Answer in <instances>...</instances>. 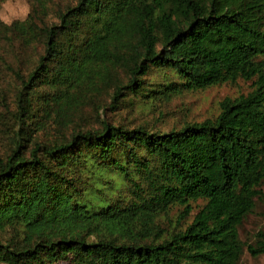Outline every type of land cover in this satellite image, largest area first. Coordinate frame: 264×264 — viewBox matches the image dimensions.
<instances>
[{"label":"trees","instance_id":"1","mask_svg":"<svg viewBox=\"0 0 264 264\" xmlns=\"http://www.w3.org/2000/svg\"><path fill=\"white\" fill-rule=\"evenodd\" d=\"M39 9L38 2L11 27L0 23V40L44 46L22 80L19 127L0 159V230H14L0 241V262L245 264L238 226L263 200L264 0H77L54 22L41 19ZM151 68L179 79L150 90L165 98L239 78L253 88L224 97L214 118L179 129L129 130L103 121L51 144L34 142L26 152L29 129L39 123L31 112L35 87H54L44 112L56 104L64 121V108L80 98L70 89L113 84L116 103L125 90L140 92ZM95 166L121 175L128 198L94 202L101 191L83 170ZM199 199L185 228L158 223L172 205L182 207L180 222ZM254 236L247 252L264 254V230Z\"/></svg>","mask_w":264,"mask_h":264},{"label":"rangeland","instance_id":"2","mask_svg":"<svg viewBox=\"0 0 264 264\" xmlns=\"http://www.w3.org/2000/svg\"><path fill=\"white\" fill-rule=\"evenodd\" d=\"M39 2V16L45 22L57 20L58 12L77 0H22L29 5L30 11ZM4 0H0V5ZM27 14V15H28ZM26 17L22 14L15 21H22ZM42 41L24 44L20 39L12 41L0 40V159L11 152L12 139L18 130L19 123L16 118L18 108V95L22 90V80L37 65L43 53ZM120 77L126 81L124 72ZM143 89L138 93L127 90L116 103H112L114 92L113 84L97 82L96 86L84 83L78 88L70 89L78 92L77 104L64 108V121L56 115L57 105L52 104L53 111L44 112L47 106L44 100L50 99L54 87L42 84L33 89L31 112L38 118V127H31L32 140L26 143V152L34 142L51 144L55 141L69 137L76 130L98 129L102 122L107 121L113 125H120L126 129L142 126L149 131L166 132L179 129L192 122H201L214 118L219 112V102L224 97H237L252 90V80L237 79L234 82H225L200 90L183 91L165 98L159 92L167 83L179 81L176 74L170 69L151 68L142 77ZM152 95V96H149ZM51 100V99H50ZM51 102V101H50ZM49 110H52L51 108ZM83 173L89 176L91 184L97 186L101 193H96V199H123L129 193L121 175L105 168H84ZM263 200L255 201V206L238 226L240 240L245 244L240 261L245 264H264V254L251 256L246 250V244H253L255 233L264 230V181L262 184ZM92 195V194H91ZM203 204L202 200L191 201V211L180 222H177L182 207L172 205L166 214L158 217V223L167 230L183 229L192 220L193 215ZM14 235L12 227L7 226L0 230V241H6ZM0 264H5L0 262ZM57 264H69L67 260H60Z\"/></svg>","mask_w":264,"mask_h":264},{"label":"clouds","instance_id":"3","mask_svg":"<svg viewBox=\"0 0 264 264\" xmlns=\"http://www.w3.org/2000/svg\"><path fill=\"white\" fill-rule=\"evenodd\" d=\"M29 11V5L22 3V0H4V3L0 5V23L11 27L21 14L26 17Z\"/></svg>","mask_w":264,"mask_h":264}]
</instances>
